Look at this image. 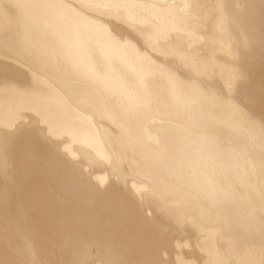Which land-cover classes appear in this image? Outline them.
Wrapping results in <instances>:
<instances>
[{
  "label": "bare ground",
  "instance_id": "bare-ground-1",
  "mask_svg": "<svg viewBox=\"0 0 264 264\" xmlns=\"http://www.w3.org/2000/svg\"><path fill=\"white\" fill-rule=\"evenodd\" d=\"M253 50L264 117V0H0V74L12 76L0 80V142L30 134L60 175L52 211L42 193L53 184L33 178L34 264H166L156 229L178 228L190 233L162 238L178 248L171 264H264V187L256 199L258 180L241 178L259 166L264 185V124L235 100ZM23 70L32 83L17 84ZM7 156L0 144L1 167ZM112 180L151 200L150 223ZM247 194L252 218L237 210ZM0 231L9 243L17 229L0 219Z\"/></svg>",
  "mask_w": 264,
  "mask_h": 264
},
{
  "label": "water",
  "instance_id": "water-1",
  "mask_svg": "<svg viewBox=\"0 0 264 264\" xmlns=\"http://www.w3.org/2000/svg\"><path fill=\"white\" fill-rule=\"evenodd\" d=\"M261 43V40L260 42ZM255 52L253 50V53L249 56V54H246L244 57V69L246 70V74L249 76L242 79L237 87L236 93H235V100L242 104H245L248 106L250 110V115L253 117L259 118L263 124H264V117L261 113L258 112V110L255 108L254 104H256L257 100L252 92V83L254 77L250 80L251 78V73L249 72L251 64L255 63L254 60ZM1 62V61H0ZM245 62H247L248 68L246 67ZM4 63V62H2ZM23 72V78L21 80H17V84L19 85H26L29 83H32V77H30L29 73L26 72L25 70ZM12 76L10 74H0V80L2 79H10ZM261 84L260 78L257 80ZM11 82L10 80H6V83ZM249 94V95H248ZM36 125V124H35ZM3 132V136L7 135L9 133L8 131L0 130ZM41 139V138H40ZM242 140V139H241ZM244 142V140H242ZM7 142L8 145L5 143H1L3 145V148L5 150V153H8L7 159H10L11 164L10 165H4L3 167L0 166V174L2 172V169L7 173V176H10V179L6 181L5 179L0 180V219L5 220L10 226H13L17 229L15 232H11L12 236L14 238H9L10 240L9 243H3L4 241H0V252L3 253L5 256V262L7 264H34V243L29 240V235L33 237V234L30 232V229L27 228V225H25L28 221L27 217V200L29 201V204L31 206V209H33L34 206V201H32L34 194L32 192V185L36 184V180L33 179L34 177L37 179L39 172H43L41 177L43 178L44 182L47 183H52L51 187L48 188L46 186L43 190V198L45 199L47 209L50 211L53 210V207L55 204L58 202L56 200L59 199V193L61 191L60 189V184L58 183V180L60 175H58L59 171L53 168L52 162H50L49 157L46 158L45 153H43L40 149H38L39 146L42 147L43 144L41 141L38 139H35L31 137V135H26L22 130L14 132L11 136H7ZM37 147H35V146ZM34 146V147H33ZM36 148V150L34 149ZM241 154V153H240ZM238 154L239 156L238 159L241 160V162H245V158L243 155ZM261 158L264 159L262 156L261 152ZM220 157H226V156H220ZM213 158H211L209 161H212ZM22 161L29 162L34 166V175L30 178L26 173L25 170L21 164ZM217 167V166H216ZM31 169V168H30ZM210 169V168H208ZM247 170L242 172L241 178L242 181L244 182L243 185L246 186L247 183L251 181H256L258 180L259 184L257 185L258 190L256 192H251L253 196L256 199H259V189H263L264 185L261 182L262 179V167L260 168L259 166L254 167L253 165H247ZM39 171V172H38ZM33 172V170H30V174ZM77 173V172H75ZM80 173V176L85 177L86 173H84L82 170ZM1 177V176H0ZM75 177L71 175L68 179L71 181H74ZM225 178V177H224ZM52 179V180H51ZM85 180H88V177H85ZM227 182H231L229 180H226ZM43 182V183H44ZM112 184L110 186V189L116 188L119 189L120 192H123L124 199L127 205L133 207V213L139 215L141 220H143L145 223H150V220H153L154 218H151L150 214L148 213L147 210V205L152 204L151 200L144 195V193L141 192H136L132 189L131 186L127 185V183L123 182L122 180H112L110 181ZM40 185L43 186V184ZM88 186H91L92 188H95V186L90 182ZM30 191V196L29 198L25 199V196L27 194V191ZM101 192L103 193V199L105 201V198L107 197L109 193L108 191L104 190V187L100 189ZM253 190V188H252ZM66 192V191H65ZM64 193L65 196L68 195V199L75 197V194L71 191H67L69 193ZM109 196L111 197V201L107 200V205L109 209L112 210H117V205L116 201L114 200V197L112 193H109ZM23 200H26L23 202ZM246 204L248 211L244 212L240 209L239 210L241 213L244 215H248L249 217H253V209L251 208V202L249 200V196L247 194L246 196ZM90 207L95 206L99 210V206L97 202H91ZM154 206V205H153ZM120 210V209H119ZM136 210V211H135ZM144 211L147 212L146 216L144 215ZM59 211H57L58 213ZM113 213V212H112ZM132 213V214H133ZM264 215V213H262ZM101 215V214H100ZM112 215V214H111ZM59 216V215H55ZM115 217V215H113ZM24 229V230H23ZM23 230V231H22ZM157 237L155 240H158L160 242V246L166 245V247L160 251V256L161 258L166 261V264H171L174 262V255L176 254L178 248L176 246H168L166 243H164V238L165 234H169L170 238L169 239H178L186 236L188 233H190L189 230L185 229H174L170 232H160L157 230ZM0 233H2L0 231ZM18 239H24L26 242L19 241ZM21 242V243H20ZM20 243V244H19ZM162 244V245H161ZM226 242L223 241V246H225ZM156 247L158 250L159 247ZM193 247L191 246L190 248H187V252L189 255L194 256L193 253ZM153 248V247H152ZM155 249V248H154ZM31 258V260H29ZM229 264V263H228Z\"/></svg>",
  "mask_w": 264,
  "mask_h": 264
}]
</instances>
